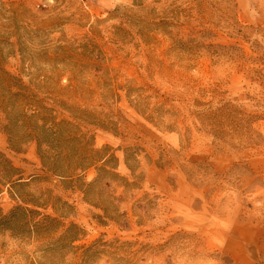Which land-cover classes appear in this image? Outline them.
<instances>
[{
	"label": "rangeland",
	"instance_id": "374dc122",
	"mask_svg": "<svg viewBox=\"0 0 264 264\" xmlns=\"http://www.w3.org/2000/svg\"><path fill=\"white\" fill-rule=\"evenodd\" d=\"M0 264H264V0H0Z\"/></svg>",
	"mask_w": 264,
	"mask_h": 264
},
{
	"label": "trees",
	"instance_id": "16d2710c",
	"mask_svg": "<svg viewBox=\"0 0 264 264\" xmlns=\"http://www.w3.org/2000/svg\"><path fill=\"white\" fill-rule=\"evenodd\" d=\"M46 220V219H45Z\"/></svg>",
	"mask_w": 264,
	"mask_h": 264
}]
</instances>
